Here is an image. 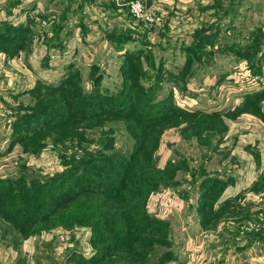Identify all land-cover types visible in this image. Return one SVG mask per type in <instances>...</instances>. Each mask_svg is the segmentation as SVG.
I'll return each instance as SVG.
<instances>
[{
  "label": "rangeland",
  "instance_id": "obj_1",
  "mask_svg": "<svg viewBox=\"0 0 264 264\" xmlns=\"http://www.w3.org/2000/svg\"><path fill=\"white\" fill-rule=\"evenodd\" d=\"M9 1L11 0H0V6L9 4ZM115 1L117 4L123 0ZM132 1L124 0L122 4V8H128V18L134 25L132 31L136 32L137 27L143 32L154 30L147 36L145 44H141L144 49L142 58H139L141 55L136 50L133 51L136 54L132 52L128 58L121 57L122 59H116L112 63H103V68L92 64L95 65L92 68L89 67L87 58L76 57V44L70 43L71 40L66 42L54 39L56 43L55 47L51 44L52 48L66 53L63 57L66 62L65 71H62L63 66H52L41 81L45 84H59L63 78L70 77L73 84L80 87V95L93 89L103 100L111 93L130 90L131 98L121 96L112 100V107L122 110L126 115L129 112L130 118L105 116L101 119L104 122L100 121L98 126L85 130L84 144L80 143L79 138L71 137L64 143H56L54 137L58 132H63L65 127L44 118L43 115L48 116L52 112L48 103L52 96L34 90L39 81L33 89L27 91L26 96L19 98L18 105L11 106L7 111L13 118V145H18L19 152L13 158L0 155V247L11 252L13 249L17 250L12 262L10 257L4 263L264 264L263 260L244 261L243 256L238 257L234 253L239 251L237 245L240 242H249L256 234L253 227L264 223L260 218L264 205L253 202L256 199L246 200V195L242 196L240 202L237 199L220 207L212 203L220 185L218 179L210 175L209 169L220 168V154L231 150L233 144L232 140L227 139L228 145L223 146L226 142L223 139L226 131L224 123L217 115H210L212 113L181 116L188 109L180 106L177 101L188 98L187 85L195 78L189 74H194L193 63L200 65L199 58L205 54L210 56L228 52L240 45L230 46L226 41L227 45L215 48L218 40L214 38L211 42L209 36L204 34L209 26L205 21L210 19L207 15L209 12L203 13L207 5L211 3L224 6L232 4V0H141L149 9L152 19L135 16L130 9ZM238 3L245 7L242 15L248 14L247 6L255 4L253 0H238ZM225 6L224 14L235 16L233 14H236L237 8L233 5ZM255 16L258 20L260 14ZM40 19L43 26L40 25L41 29L38 27V30L43 31L49 22ZM26 23L14 24L6 20L0 24V61L1 58L6 61L15 55H22L18 46L22 45L19 41L22 38L23 50L26 53L31 51L26 42ZM242 24L245 25L246 20ZM198 26L200 27L192 38L191 34ZM17 28L22 31L16 30ZM156 28H168L166 31H170V40L167 42V38L164 43H160V37L155 33ZM117 29L122 30L120 27ZM244 29L236 37L239 40H243L247 34ZM20 34L23 35L21 38ZM53 35L55 30L51 33L52 37ZM247 45L245 43L240 48L245 49ZM222 47L229 49L222 51ZM32 61L23 56L21 65L33 69ZM174 64L184 65L180 74H171ZM108 70L112 78H109V83H105ZM173 84L178 86L177 91ZM174 103L178 108H172ZM2 109L0 106V111ZM65 115L68 117L70 114ZM21 118H27L29 123L22 124ZM69 121H76V118L71 117ZM20 123L25 126L22 127ZM144 124L149 127L146 129ZM50 126L52 128L49 129ZM147 144L156 147L153 158L157 163L156 168L161 172L159 179L162 182L146 197L144 203L133 199L132 207L128 206L129 201L125 205L107 203L106 197L104 200H92V194L81 189V183L86 181V177L101 176L88 170H80L77 166L80 156L90 153L91 157L118 153L130 160L136 151L141 153L140 149L146 148ZM212 152L216 155L211 161L208 158ZM208 162L210 166L205 171L204 167ZM100 165L108 164L101 162ZM70 166L68 177L61 181L63 186H54L59 185L58 181H53L49 186L42 184L48 181L49 176L65 172ZM71 173L73 174L70 175ZM196 186L199 188L196 189ZM48 187H53V193L57 196L55 206L76 193L77 198L66 204V207L70 206L68 209L63 207L57 210L58 213L65 211L62 213V221L59 220L60 216L53 215L46 223H41L42 229L37 233L30 227L19 233L15 229L17 221L9 217L8 209L10 208L11 213L19 212V215L14 214L21 219L26 218L35 213L31 208L41 199L43 208L36 215L48 211L50 206L47 205L48 195L45 193ZM34 193L42 197L35 198ZM254 194L264 197V179L255 185L252 197ZM84 200L92 203L78 205V211L70 209ZM9 202L13 203L12 207ZM91 205H94V209L90 208ZM76 215L78 218H75ZM221 222L231 224L234 229L215 235ZM234 254L236 257H233Z\"/></svg>",
  "mask_w": 264,
  "mask_h": 264
},
{
  "label": "crops",
  "instance_id": "obj_2",
  "mask_svg": "<svg viewBox=\"0 0 264 264\" xmlns=\"http://www.w3.org/2000/svg\"><path fill=\"white\" fill-rule=\"evenodd\" d=\"M232 2L225 5L237 8L236 14H233L235 16L225 15L226 6L223 4L207 5L203 13L209 12L207 15L210 19L205 21L209 26L204 34L209 36L211 42L214 38L218 40L215 48L227 45L228 42L230 46L240 45L228 52H218L210 56L205 54L203 58L199 56L200 65L193 63L194 74L189 73L195 78L187 85L188 98L177 101L180 106L190 111L220 113L219 116L226 125L223 138L226 142L223 146L228 145L227 139L233 141L231 150L220 154V168L209 169L210 162L204 167L205 171L209 169L210 175L218 179L220 185V189L215 191L212 203L220 207L231 200L232 203L237 201L233 199H240V202L242 196L246 195V200L259 199L253 202L264 205V197L255 194L252 197L255 185L264 179V0H253L255 4L247 6L249 11L244 15L242 13L245 7L238 0ZM8 3L0 6V24L6 20L14 24L27 22L24 25L27 29L26 42L31 49L26 53L23 50L24 38L19 39L22 43L18 45L21 49L19 52L22 55H15L6 61L1 58L0 61V106L3 107L0 111V155L13 158L18 156L19 147L13 145V118L7 111L11 106L18 105L19 98L26 96L29 89L42 81L52 66H63L62 71H65L66 62L63 57L66 53L51 46L52 44L55 47L56 39L66 42L71 40L70 43L76 44L74 54L78 59L87 58L89 67L93 68L95 65L92 64H97L103 68V63L109 64L116 59L128 58L136 50L142 58L144 49L141 44H145L147 36L154 30L143 32L137 27L136 32L132 31L134 25L128 18V8H122L124 0L117 4L115 0H11ZM257 13L260 14L258 20L255 19ZM40 18L49 22L43 31L38 30V27L41 29L40 25L43 26ZM245 20L246 24L243 25ZM118 27L122 30H118ZM199 27L193 30L192 38ZM167 29H155L160 43H164L167 38V42L170 40V31H166ZM242 29L247 36L244 35L243 40H239L236 37ZM53 30L55 35L52 37ZM228 35L231 37L227 38ZM21 36L23 35H19L20 38ZM136 43L140 46L137 47ZM245 43H248L246 48H240ZM228 49L229 47H222V51ZM23 56H27L30 62L33 60V69L21 65ZM180 66L174 64L171 74H180L179 71L184 65ZM109 78H112L110 70L106 73L104 82L109 83ZM173 88L177 91L178 86L173 84ZM256 93L260 95L257 108L253 103H246L247 96ZM215 155L210 153L208 160L212 161ZM260 218L264 220V212ZM220 225L215 235L234 229L231 224L221 222ZM253 229L256 234L249 242H240L237 245L239 251L234 253L238 257L243 256L244 261H264V223ZM15 252V249L11 252L0 247V264H5L4 261L10 257L11 261ZM226 260L229 261L227 258Z\"/></svg>",
  "mask_w": 264,
  "mask_h": 264
},
{
  "label": "trees",
  "instance_id": "obj_3",
  "mask_svg": "<svg viewBox=\"0 0 264 264\" xmlns=\"http://www.w3.org/2000/svg\"><path fill=\"white\" fill-rule=\"evenodd\" d=\"M16 30L22 31L21 28H17ZM24 30L27 31V29L25 28ZM133 53L136 54L135 52ZM34 90L46 92L48 95L52 96L48 99V103L51 105L52 112H49L48 116L43 115L45 116L44 118H46V120H49L50 122H53V124L56 123L62 127H65L63 132H58V135L54 137V141L56 143H64L67 138L71 137V139L79 138L80 143L84 144L85 130L98 126L101 119L105 116H122L124 118L131 117L129 112L126 115L122 110H115L112 107V100H115L116 97L127 96L131 98L132 96L129 93L130 90H120L118 94L111 93V95L107 96V98L103 100L101 96H99L97 93H94L93 89L90 92L80 95V87L74 85L70 77L63 78L62 80H60L59 84H45L39 81L37 87ZM57 96H59V99H57ZM259 98L260 95L258 93L247 96L246 103H253V105H255V107L257 108V101ZM174 107L178 108L175 103L174 105H172V108ZM65 113L70 115L67 117ZM202 113L204 112L186 110L182 112L181 116L183 114L198 115ZM56 114H58V117H56ZM204 114L209 115V113ZM210 115H217L223 122L222 118L219 116L220 113H212ZM59 116L61 117L59 118ZM71 117H75L76 121H69V118ZM27 118H21V123L28 124L29 120ZM102 122L104 121H101L100 123ZM21 123L20 125L24 127L25 125H22ZM144 127L147 129L149 125L144 124ZM50 128H52V126H50L49 129ZM140 150L141 153L136 151L133 154L132 159L130 160L120 156L118 153H115L113 155L98 154L94 157H91L90 153L82 157L80 156L78 158L79 164L77 165L80 170H88L101 176H89L88 178L86 177V181L81 183V189L84 190V192L91 193L92 195L90 199L92 200L95 198H101L102 200H104V197H106L107 203L116 202L123 203L126 205L129 201L128 206H132L131 201L133 199H139V202L144 203L146 197L157 186H159V184H161L162 179H159L161 172L159 168H156L157 163L153 158V154L155 153L156 147L152 146L151 144H147L146 148L143 147V149ZM101 162H105L108 165H100ZM90 164L93 165L91 166ZM71 167L72 166L65 170V172L61 171L62 173H57L55 175L49 176L48 181L42 184L49 186L53 183V181H58L59 185L54 186H63L61 185V181L64 178L68 177L67 175L70 172L69 170ZM102 171H106L107 173H101ZM72 174L73 173H71L70 175ZM45 193L48 195L47 205H49L50 207L48 208V211L42 212L39 215H36V213H40L44 204L41 202V199L38 204L34 205L31 208V210H33L35 213H33V215L31 216L27 215L26 218L21 219L20 217L14 214L16 213L19 215V212L11 213L10 208L8 209L7 213L9 217H13L14 220L17 221L15 229L19 230V233H23L24 231L29 230V227L33 231H36L35 233H37L40 229H42L41 223H46L49 218L53 217V215L60 216V219L57 217L56 219L62 221L64 219V215L62 213H64L65 211L58 213L57 210L59 208L66 207V204H68L74 198L75 200L77 198L75 197L77 195L76 193L72 195L69 199H67L66 197L63 203L60 201L59 205L55 206L54 203L56 202L57 196L53 193V187H48ZM34 195L35 198L42 197L38 196V194L35 193ZM82 203L91 204L92 201H81L73 205L70 209L78 211V205ZM227 203H230V201ZM9 204L11 207L13 206L12 202H9ZM69 207L70 206H67L65 210ZM90 208L94 209V205H91ZM132 213H134L133 209ZM110 214L111 212L109 213V216ZM75 218H78V216L76 215Z\"/></svg>",
  "mask_w": 264,
  "mask_h": 264
},
{
  "label": "built area",
  "instance_id": "obj_4",
  "mask_svg": "<svg viewBox=\"0 0 264 264\" xmlns=\"http://www.w3.org/2000/svg\"><path fill=\"white\" fill-rule=\"evenodd\" d=\"M130 9L135 16L142 17L145 19H152L151 17L152 15L149 12V9L145 6L143 1L141 0H133L130 3ZM44 24L47 23L44 22Z\"/></svg>",
  "mask_w": 264,
  "mask_h": 264
}]
</instances>
